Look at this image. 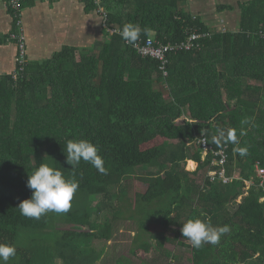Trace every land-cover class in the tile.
Returning a JSON list of instances; mask_svg holds the SVG:
<instances>
[{
	"label": "trees",
	"instance_id": "trees-1",
	"mask_svg": "<svg viewBox=\"0 0 264 264\" xmlns=\"http://www.w3.org/2000/svg\"><path fill=\"white\" fill-rule=\"evenodd\" d=\"M181 1L99 0L108 27L139 25V39L179 43L200 34L191 50L167 52L165 76L158 60L137 54L118 33L91 48L63 46L49 59H28L16 79L0 75V243L17 249L9 264H94L91 242L114 239L123 217L156 255L154 264H181L167 242L181 246L190 264H264V178L255 170L257 162L264 166V0L237 1L233 30L209 27ZM96 6L85 3L87 10ZM219 130H235L239 144H215ZM158 137L160 144L143 148ZM201 137L213 151L203 154ZM76 139L98 147L107 174L82 161L67 213L21 216L17 207L31 195L28 174L49 164L70 177L64 150ZM238 147L248 154L239 156ZM219 150L227 182L213 162ZM187 160L196 162L194 170L185 169ZM209 171H216L212 179ZM137 172L146 187L132 199L128 181ZM194 218L230 231L219 244L195 249L180 232ZM20 229L40 232L42 242L33 236L17 245Z\"/></svg>",
	"mask_w": 264,
	"mask_h": 264
},
{
	"label": "crops",
	"instance_id": "crops-1",
	"mask_svg": "<svg viewBox=\"0 0 264 264\" xmlns=\"http://www.w3.org/2000/svg\"><path fill=\"white\" fill-rule=\"evenodd\" d=\"M214 8L216 9L215 4ZM21 16L30 61L49 59L63 46L91 48L95 42L107 37L102 17L93 9L87 10L84 2L27 1L21 10ZM12 28L11 11L7 8L5 0H0V75L11 74L15 69L16 50L14 43L9 39ZM119 239L120 236H116L107 242L97 239L92 241L89 252L94 253L92 257L95 258L94 264H119L117 259H123V254L112 252ZM131 252L132 250H129L130 260H134L133 258L142 254V248L135 245L134 257L131 256ZM131 264L136 263L133 261Z\"/></svg>",
	"mask_w": 264,
	"mask_h": 264
},
{
	"label": "clouds",
	"instance_id": "clouds-1",
	"mask_svg": "<svg viewBox=\"0 0 264 264\" xmlns=\"http://www.w3.org/2000/svg\"><path fill=\"white\" fill-rule=\"evenodd\" d=\"M142 29L139 25L128 23L119 31L121 38L128 44L135 46L138 42ZM243 131L240 135H244ZM217 145L226 143L239 144L235 130H219L213 137ZM207 143V141H202ZM239 156L248 154L247 147L236 149ZM66 163L71 166L73 173L65 177L63 172L49 164H41L28 174L26 186L31 190L29 198L23 199L18 205L21 216L40 220L47 213L65 214L71 208L74 194L79 188V182L75 179V169L83 161L90 164L102 175L107 174L104 160L99 154L98 147L87 139L70 140L66 143ZM230 231L229 226L214 227L209 222L199 218L189 219L182 224L180 232L191 246L200 249L205 244L217 245L221 236ZM17 254V249L10 243H0V264H9L10 259Z\"/></svg>",
	"mask_w": 264,
	"mask_h": 264
},
{
	"label": "rangeland",
	"instance_id": "rangeland-1",
	"mask_svg": "<svg viewBox=\"0 0 264 264\" xmlns=\"http://www.w3.org/2000/svg\"><path fill=\"white\" fill-rule=\"evenodd\" d=\"M237 1H244V0H182L180 3V6L182 8H184L185 10H187L188 12L192 11V14L199 15L204 20L206 25H208L211 28H214L216 30H224V29L229 28L230 30H233L236 28V23H238V18H239V10H238L237 4H236ZM219 3L233 4L235 6V9L233 11H230V12L217 11L214 8V4L217 5ZM230 19H231V21L232 20L233 21L229 22ZM21 20H22L23 29L25 31L22 16H21ZM25 34H26V32H25ZM14 46H15V44H14ZM15 50H16V46H15ZM15 55H16V53H15ZM26 57H27V59H29L27 49H26ZM165 95L167 96L166 91H165ZM162 140H163L162 137L155 138L152 141L143 144V148L149 147L152 145H156V144H160L162 142ZM192 165H193V162L191 160H187L184 164L185 169L190 170V171L195 169L196 162L194 161L193 167H192ZM141 174H142V172H141ZM136 175L137 176L135 178L131 177V180L128 181L129 188L127 190V196L132 198V199L134 198L133 195L136 191H138V192L143 191L146 187L145 183L138 176L139 172H137ZM256 175H257V173H256ZM196 178L198 179V181H201V178H202L201 172H199L197 174ZM261 179L263 180V178H261ZM260 183H262V181ZM263 199L264 198H261L260 200L262 201ZM88 204H91L90 208L92 209V211H96V209L92 205L93 203H88ZM125 214H126V212H125ZM125 214H124V216H125ZM148 228H151V229L156 230V231L158 230L157 226H155V225L148 227ZM134 229H135V231H134ZM136 231H137L136 225L132 223V219H129L127 217H123L122 218V225L118 228V234L116 235V236H120V239H119L117 245L114 247V249L112 248V252L114 251V252H118V253L123 254V261H124L123 264H131L133 261H135L136 264H154L156 262V255H153V253L151 251L147 252L142 247H141L142 248V254L139 255L138 257L133 258L134 260H130L129 250H132L131 256L134 257L135 256V252H134L135 245L139 246V245H141V243L143 241L138 236H136ZM167 234L169 236H173L174 231H167ZM39 235H40V232H35L32 230H26V229H20L18 231V235H17L15 242L17 245H26V244L30 243V242H27L26 240L29 241L30 237L33 238V236L36 237V240L38 239V241H41V238L39 237ZM181 239H183L182 236H181ZM24 241H26V242H24ZM33 242H34V240H33ZM150 242H148V244ZM164 247L167 248L168 250H171V251L174 250L175 254H179V255H177V256H179V260H177L178 263L190 264V259L187 258L188 254L186 253V251L181 246L180 247L179 246L174 247L172 243L167 242Z\"/></svg>",
	"mask_w": 264,
	"mask_h": 264
},
{
	"label": "built area",
	"instance_id": "built-area-1",
	"mask_svg": "<svg viewBox=\"0 0 264 264\" xmlns=\"http://www.w3.org/2000/svg\"><path fill=\"white\" fill-rule=\"evenodd\" d=\"M27 1H32V0H5V4L7 8L10 9L12 17H13V21L15 22V26H16V30L11 31L9 34V39L16 46V55H15L16 68L12 72V77L14 79H16L17 76L21 72H23L24 67L28 61L26 57V49H27L26 34L23 29L22 20H21V10L23 8V4ZM72 1L79 2V3H83V2L86 3L89 1H93L97 5L94 10L102 17V24L105 30L107 31V33L108 34L119 33V29L117 27H108L106 25L105 21L107 18V14L104 8L99 5V0H72ZM259 34L262 38H264V31L259 30ZM199 36L200 34L198 33H190L184 41H180L179 43L177 42L160 43L159 41L149 36L144 40L139 39L135 46L133 45L131 46L134 48L137 54L144 56V57H151V58L158 60L159 62L158 68L162 72V74L165 76L166 75L165 67L167 64V52L181 50V49L191 50L193 46L195 45V40ZM202 141H206L205 138L201 137L197 139V142L202 147V152L205 155L208 151L212 150V148L207 143H202ZM215 153L219 155V158L213 162L221 166L220 170L218 171V175L219 177L222 178L223 182H227L229 178L224 176V168H223L225 160H226V155L223 152V150H219ZM255 170H256L258 177L264 178V166H259V163L257 162L255 164ZM215 173L216 171H209L208 175L211 176V179H212ZM261 184L262 183H260V185ZM261 198H264V197H261Z\"/></svg>",
	"mask_w": 264,
	"mask_h": 264
}]
</instances>
